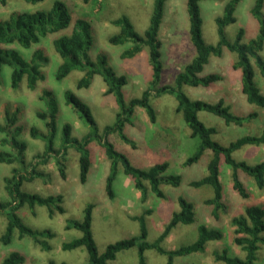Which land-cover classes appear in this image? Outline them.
<instances>
[{
	"label": "rangeland",
	"instance_id": "obj_1",
	"mask_svg": "<svg viewBox=\"0 0 264 264\" xmlns=\"http://www.w3.org/2000/svg\"><path fill=\"white\" fill-rule=\"evenodd\" d=\"M57 0H43L37 4H30L24 0H12L5 7L0 5V20L7 18L14 12L37 10L49 11ZM65 4L72 15V20L84 18L91 22L94 38L90 50L92 59L99 55H106L108 64L119 75H124L128 85L123 88L126 100L142 95L141 85L148 87L152 79V71L148 63V50L144 48L142 56H138L134 62L128 63L119 57L118 48L111 45L108 37L119 33L120 28L111 24V21L122 16L130 18L135 30L144 34L149 27L150 16L153 9V0H59ZM229 0H206L200 2L201 16L203 20L202 34L207 44H217L219 37L215 19L223 12L224 5ZM255 0H239L236 7V23L229 25L225 32L227 39L233 41L239 31L243 29L242 42L248 43L258 35V22L251 13ZM264 15V6L262 9ZM190 23L187 13V0H166L164 6L163 21L160 26L159 40L161 41L162 74L159 86L175 85L177 75L190 63L196 55V50L190 38ZM63 33L50 34L31 49H25L18 45H8L20 52L25 59H30L34 50H41L49 59L42 65V73L45 76L39 81L34 90L27 87L24 78L18 89L11 88V68L4 66L0 80V122H4L5 112H15L18 124L25 128L20 139L27 143L26 160L29 161L37 153L44 150L45 143L33 139L29 128L36 126L41 132H45L43 122L37 118L36 112L44 110L43 102L39 95L45 89L53 92L59 105L57 116V131L55 148L61 145L63 126L70 123L73 127V135L81 138L89 132V126L79 114L68 105L64 93L68 90L75 93L80 99L89 105L100 131L106 125L115 122L118 106L113 95H106L102 90L104 82L95 76L88 88H77V83L84 75L80 71H72L61 81L56 80L55 74L62 58L53 46V40L64 34H70L71 27ZM128 46L124 45L126 49ZM264 56V52L261 53ZM237 61L235 53L225 50L221 57L211 56L204 66L203 75L218 73L225 74V80L212 84L210 87H183V91L193 100L201 99L214 103L219 100L230 106L231 112L237 116L245 117L257 112L258 116L245 122L242 126L226 125L224 120L208 112H200L199 119L208 127H215L217 134L214 140L222 145H228L231 141L244 135H258L264 127V108L247 102L240 90H235L236 83L233 80L237 71L233 70V63ZM127 70V71H126ZM150 73H149V72ZM241 71V70H240ZM255 81L264 93V79L255 67ZM138 73V74H137ZM137 74V75H136ZM239 76V75H238ZM136 77V78H135ZM224 77V76H223ZM139 79V85L135 81ZM241 79V72H240ZM237 89V88H236ZM157 113V120L151 123L143 110L134 114V125H126L125 134L135 143L136 149L124 143L118 135H112V143L115 148L125 154L131 165L146 169L162 161L169 164L167 173L180 175L182 182L177 187L163 184L161 189L165 198H158L151 190L145 202L141 201V195L135 189L130 179L125 176L120 167V173L114 182L115 197L110 199L105 191V180L110 172V160L102 147L96 142L90 146L92 165L88 173L87 182L79 181L78 153L69 149L67 157V178L62 179L54 160L44 170L47 177L36 178L30 183H24L22 189L26 192L38 193L42 196L50 194L63 195V214L50 215L45 206H36L30 209L27 206L18 212L24 224L36 230H50L54 237L49 240L50 250H43L34 241L25 237L20 239L17 230L9 245L0 242V264L11 252L21 253L25 260L22 264H85L88 261V252L84 247L74 250H62L61 244L81 236L76 229L66 230L65 225L69 220H82L84 209L88 204L92 209V234L98 252L102 254L107 245L118 240L136 236L139 233V223L134 217L145 214L148 229V241L154 242L162 233L164 227L170 221L172 214L179 210L178 197L182 196L194 204L197 221L190 225L178 224L168 235L163 246L169 250L177 249L184 245L195 242L198 238L199 224H205L210 228H217L223 232V239L212 241L206 245L204 252H196L189 256L176 257L172 264H223L214 257V251L221 252L227 249L231 255L244 257L238 246L233 243V227L231 217L239 214L243 206L250 204L264 207V188L258 189L254 180L246 176L245 186L250 193L248 199H242L232 188L228 169L225 164L221 165V181L224 186V202L226 210H219L218 218L213 215V206L205 205L204 201L213 196V189L209 186L195 188L190 182L203 176L211 154L204 155L192 166L184 167L183 162L191 156L199 146L198 138H190L189 132L183 121L182 115L172 109L176 107L177 100L171 95L153 97L151 100ZM176 142L181 150L178 155L171 159L170 152L177 146L167 143ZM128 147V148H125ZM1 150L9 147H1ZM176 152V151H174ZM170 155V156H169ZM238 160H245L249 164L264 161V146L248 145L233 153ZM19 167L18 164H0V201L8 199L4 189V178L11 176L12 169ZM7 219L0 214V236L5 231ZM264 237V233L262 234ZM148 264H168L167 257L158 254L151 249L146 251ZM109 264H138L137 248L118 253L117 258ZM255 264H264V244H260Z\"/></svg>",
	"mask_w": 264,
	"mask_h": 264
},
{
	"label": "trees",
	"instance_id": "obj_2",
	"mask_svg": "<svg viewBox=\"0 0 264 264\" xmlns=\"http://www.w3.org/2000/svg\"><path fill=\"white\" fill-rule=\"evenodd\" d=\"M12 0H0V5L5 7ZM30 4H37L43 0H24ZM87 2L88 0H83ZM206 0H187V13L190 23V38L196 50L193 60L188 63L177 75L175 85L159 86L162 74L161 41L159 40L160 26L163 21L164 6L166 0H153V9L150 16L149 27L144 34H139L130 18L122 16L111 21V24L120 28L119 33L109 37L108 41L113 46L130 44L121 54V58L130 59L140 53L145 47L148 50V62L152 71V79L147 88L142 91L140 97L126 100L123 88L127 85L124 75L117 74L108 64L107 56L102 54L96 59L90 56V50L94 43L91 22L84 18L72 20V15L65 4L59 0L54 2L51 10H37L34 12H14L7 18L0 20V80L4 66L11 68V88H19L23 79H26L27 87L34 90L39 81L45 79L41 71L42 65L48 63L49 59L41 50H34L31 58L25 59L18 50L8 45H18L25 49H31L50 34L63 33L62 31L71 27L70 34H64L53 40L56 52L62 58L57 68L55 78L58 81L66 78L72 71L83 72L79 79L77 88H88L95 76H100L106 86L105 94L113 95L118 106L115 122L106 125L100 131L93 116L91 108L75 93L68 90L64 93L68 105L79 114L89 126V132L78 138L73 135V127L70 123L63 126L61 145L55 148L57 131V116L59 105L53 92L49 89L42 91L39 100L43 102L44 110L36 112L46 129L41 132L36 126L29 128L33 139L45 143L44 150L37 153L31 160H26L27 143L20 139L25 128L18 124L15 112H5L4 122H0V146L9 149H0V164L12 165L14 167L11 176L4 178V189L8 199L0 201V214L5 215L7 225L0 236L3 245H9L17 230L20 239L29 237L43 250H50L49 240L54 237L50 230H36L30 228L22 221L18 212L24 206L34 209L36 206H45L50 215L63 214L62 194H50L42 196L34 192H26L22 189L24 183H30L36 178H45L47 173L44 168L54 160L59 176L67 178V157L69 149L78 153L79 181L81 184L87 182L88 173L92 165L90 146L96 142L102 147L110 160V172L105 180V191L110 199L115 197L114 182L120 173V167L125 176L133 183L136 190L140 192L141 201L145 202L148 192L151 190L158 198H165L161 189L163 184L177 187L181 184L180 175L168 174L169 164L166 161L155 163L149 168L142 169L131 165L127 156L117 150L112 143V135L116 134L132 149H136L135 143L125 134L126 125H134L133 118L137 109H142L151 123L157 120V113L151 103L153 97L171 95L177 100L175 113L181 114L185 126L192 138H198L200 143L197 150L183 162L184 167L197 163L204 155L211 154L203 176L190 182L195 188L209 186L213 189V196L204 201L205 205L213 206V215L218 218L217 211L226 210L224 202V186L221 181V165L225 164L229 172L232 188L242 199H248V192L244 180L250 177L254 180L258 189L264 188V161L249 164L245 160L238 161L233 153L244 146H264V127L258 135H244L228 145H222L214 140L217 134L215 127L206 126L200 119V112H208L222 118L226 125L242 126L254 117L257 112L241 117L231 112L230 106L223 100L214 103L199 99H191L183 87H210L212 84L223 81L224 77L218 73L203 75L204 66L209 62L211 56L221 57L225 50L235 53L237 61L233 63V69L241 70L240 91L250 104L264 108V93L255 81V67L264 79V15L262 9L264 0H255L251 8L253 17L258 22V35L248 43H243V29H239L235 39L229 41L226 36V28L236 23V7L239 0H229L223 8V12L215 19L219 40L217 44H207L202 34V16L200 2ZM173 149V148H172ZM175 151V149H173ZM179 150V149H178ZM174 151L171 150L170 157ZM246 176H250L248 179ZM250 178V179H251ZM251 179V180H252ZM179 210L172 214L168 224L154 242L148 241V229L145 215L134 217L139 223V233L136 236L118 240L107 245L105 251L98 252L92 234V209L88 204L84 209L82 220H69L65 229H76L81 236L61 244L62 250L70 251L84 247L88 252V261L85 264H109L117 258L118 253L137 248L138 264H148L146 251L155 250L158 254L167 257L168 264H172L176 257L189 256L196 252H204L206 245L212 241L223 239V232L217 228H210L205 224L198 226V238L189 245L169 250L163 246L169 234L178 224L190 225L197 221V213L194 204L180 196L177 199ZM233 227V243L239 247L244 257L229 254L227 249L214 251V257L223 264H255L260 244H264V207L250 204L243 206L242 211L231 217ZM24 256L17 252H11L5 257L1 264H22ZM49 264H54L50 262ZM62 264H66L65 262Z\"/></svg>",
	"mask_w": 264,
	"mask_h": 264
},
{
	"label": "crops",
	"instance_id": "obj_3",
	"mask_svg": "<svg viewBox=\"0 0 264 264\" xmlns=\"http://www.w3.org/2000/svg\"><path fill=\"white\" fill-rule=\"evenodd\" d=\"M236 21H237V19H236ZM203 25V24H202ZM108 39H109V37H108ZM128 47H129V45L130 44H126ZM123 46L124 45H122V46H115V47H117L118 49V54H119V57L121 58V54H122V52L125 50L124 48H123ZM142 52H144V49L140 52V53H138L136 56H134L133 58H130V59H123V58H121V59H123L125 62H128V63H132V62H134V60L138 57V56H142L143 55V53ZM149 63V62H148ZM150 66V65H149ZM234 71H235V73H236V71H237V75H235L234 74V77H233V80L232 81H234L237 85H236V87H235V90H240V70H235V69H233ZM127 71V70H126ZM149 72V71H148ZM150 73V72H149ZM138 74V73H137ZM136 74V75H137ZM239 75V76H238ZM224 76V78H225V74L223 75ZM98 77V76H97ZM100 77V76H99ZM101 78V77H100ZM136 78V77H135ZM101 80H102V78H101ZM225 80V79H224ZM103 81V80H102ZM137 83H138V85H139V82H140V80L139 79H137V80H135ZM127 85H128V82H127ZM126 85V86H127ZM237 88V89H236ZM145 89V86H143V85H141V90H144ZM102 90L105 92V90H106V86L104 85V87L102 86ZM199 100H201V99H199ZM175 109H176V107H174L173 109H172V111H174L175 112ZM138 110H142V109H137L136 110V112L138 111ZM135 112V113H136ZM190 135V134H189ZM190 138H192L191 136H189ZM171 144H177V146L174 148V147H171ZM180 145H181V143H177V141L176 142H171V143H167V146L169 147V148H174L175 149V151L176 152H174L173 153V155H178L179 153H178V151L179 150H181V148H180ZM125 148H128V147H125ZM179 149V150H178ZM176 157V156H175ZM175 157H171V159H174Z\"/></svg>",
	"mask_w": 264,
	"mask_h": 264
}]
</instances>
